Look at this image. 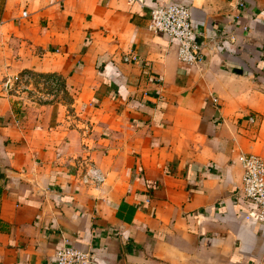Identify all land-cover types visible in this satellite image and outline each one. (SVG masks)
Listing matches in <instances>:
<instances>
[{
    "label": "crops",
    "instance_id": "crops-1",
    "mask_svg": "<svg viewBox=\"0 0 264 264\" xmlns=\"http://www.w3.org/2000/svg\"><path fill=\"white\" fill-rule=\"evenodd\" d=\"M171 3L191 7L201 65L148 29ZM0 22V264L66 246L264 264L239 191V156L264 159V0H0Z\"/></svg>",
    "mask_w": 264,
    "mask_h": 264
},
{
    "label": "built area",
    "instance_id": "built-area-1",
    "mask_svg": "<svg viewBox=\"0 0 264 264\" xmlns=\"http://www.w3.org/2000/svg\"><path fill=\"white\" fill-rule=\"evenodd\" d=\"M130 2L145 4V0ZM22 16L27 17V12ZM148 29L166 35L176 43L177 58L181 64L193 67L204 63L203 46L192 23L191 7L171 3L152 8ZM17 85H22L20 76L11 77L6 82L9 88ZM239 163L243 169L239 191L250 205L246 219L259 227H264V159L255 154H242L239 156ZM93 261L91 252L66 246L56 251L53 264H93Z\"/></svg>",
    "mask_w": 264,
    "mask_h": 264
}]
</instances>
